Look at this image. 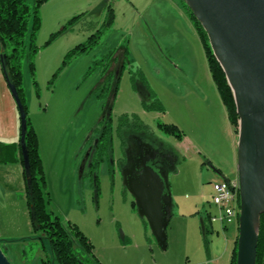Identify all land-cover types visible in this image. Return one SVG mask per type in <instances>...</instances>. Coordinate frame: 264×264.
Instances as JSON below:
<instances>
[{
	"label": "rangeland",
	"instance_id": "374dc122",
	"mask_svg": "<svg viewBox=\"0 0 264 264\" xmlns=\"http://www.w3.org/2000/svg\"><path fill=\"white\" fill-rule=\"evenodd\" d=\"M34 1L27 0V3L33 6ZM145 3L146 0H47L40 5V27L34 41L38 48L33 57L34 77L29 72L28 60L22 61L26 104L29 118L39 130L45 154L48 158L52 157L49 162L60 166L59 176L53 184L54 193L46 179L47 193L51 197L47 209L64 226L71 224L79 228L92 244V255L98 263L195 264L199 257L187 255L184 249L185 241L191 238L194 240L190 235L186 236L185 228L191 218L188 215L194 214L197 218L206 215L208 209L217 212L214 207L207 206L212 196V177L216 173L206 158L202 157L203 161L199 163L186 149L180 154L175 149L186 135L197 131L191 127L196 126L194 129L203 132L205 123L202 118L207 115L216 118L218 109L210 86L202 74L200 60L196 62L188 57L190 55L186 57L182 53L188 38L186 42L180 41L184 48L182 45L175 48L194 67L190 80L181 78L180 84L184 91L180 96L167 90L165 84L158 83L157 78L154 81L150 73L145 74L140 68L148 86L162 104L163 113L155 109L144 110L141 95L145 91L140 83L137 84L139 90L134 89L133 71L129 65L125 66L120 76L116 98L112 101L117 80L113 73L116 66L123 62L126 48L133 68L138 67L135 63L138 61L151 70L150 63H156L164 55L169 57L172 51L168 46L169 40L177 38L176 34L169 31L172 27L179 29V26L172 22L169 15L164 13L160 18L156 11L151 17L152 11L151 14L143 11ZM107 5L112 6L115 19L112 26L105 29L103 25ZM79 15H82L81 18L69 25V21ZM163 27L169 33L161 32ZM95 34H100L98 45L70 59L64 67L67 54ZM199 40L207 61L204 45ZM6 51L10 53L11 49L7 48ZM111 53L113 55L106 67L107 57ZM208 70L210 72L209 65ZM210 78L214 82L211 72ZM34 81L37 86L33 84ZM110 109L114 125L123 116L137 115L148 127L139 136L148 142L152 140L160 144L162 150L174 155L177 161L175 163L179 168L174 170L175 163L172 165L171 162L172 166L167 164L168 169H165L173 202L181 207L178 211L175 209L167 228L166 249L158 243L150 227L134 210V197L126 189L121 173L109 159L98 167L99 191L96 194L94 176L88 164L96 135L94 129L99 126L103 113ZM225 111L230 124L235 128L227 108ZM213 123L216 124L215 131H218L217 120H213ZM158 124L174 125L183 134V138L180 140L164 134L158 129ZM131 134L127 133L129 136ZM118 147V140L115 139L116 161L120 154ZM76 156L77 161L73 164ZM113 166L115 171H112ZM70 172H73L71 178ZM19 220L20 216L15 210H7L5 217L0 216V231L4 233L1 235L0 232V246L11 264H41V259L51 256L49 242L29 240L34 237V232L27 234ZM192 247L195 248V245ZM204 250L207 253L205 244ZM78 251L81 252L79 247Z\"/></svg>",
	"mask_w": 264,
	"mask_h": 264
},
{
	"label": "water",
	"instance_id": "95a60500",
	"mask_svg": "<svg viewBox=\"0 0 264 264\" xmlns=\"http://www.w3.org/2000/svg\"><path fill=\"white\" fill-rule=\"evenodd\" d=\"M184 1L207 32L213 54L226 74L235 99L239 115L241 208L236 264H256L260 222L264 214V0ZM8 86L20 114V145L27 186L30 187L25 148L26 112L15 87ZM148 162L149 159L143 160L136 168L132 167L136 173L128 179L123 173V183L134 197L138 215L148 222L156 240L166 249L167 206L172 208L173 199L167 174ZM31 211L34 216L33 206ZM0 264H11L1 248Z\"/></svg>",
	"mask_w": 264,
	"mask_h": 264
},
{
	"label": "trees",
	"instance_id": "16d2710c",
	"mask_svg": "<svg viewBox=\"0 0 264 264\" xmlns=\"http://www.w3.org/2000/svg\"><path fill=\"white\" fill-rule=\"evenodd\" d=\"M46 1L47 0H35L33 6H29L27 0H0V65L4 72L7 84H11L15 87L26 112L25 148L28 155L29 171L31 176L30 187L27 186L25 170L24 178L27 188L28 206L30 209L34 232V237L29 238V240H48L51 256L47 255L46 258L41 261V264H100L92 255V244L79 230V228L76 225L71 224L64 226L59 218H53L52 214L47 209V205L50 202V197L47 193L46 175L44 172L42 156L40 154L38 136L33 123L29 118V111L27 108L25 91L23 88L22 73V61L27 59L31 77H34L35 75L33 57L38 52V48L35 46L34 41L36 32L40 27L39 7ZM178 1L195 27L204 45L213 80L216 84L220 97L228 110L230 121L238 132L239 115L237 113L233 92L228 84L225 72L213 54L207 32L194 16L193 12L187 6L185 1ZM81 16L82 15L72 18L69 21V25H73L81 18ZM114 19V10L111 5H107V16L104 21L103 28H110L114 23ZM99 38L100 34H95L91 36L86 43L79 44L76 48L70 51L64 61V67L67 65V63H69L70 59L78 55L85 54L96 47L99 43ZM7 48L11 49L10 53H7ZM112 55L113 53L107 57L108 62L106 63V67L109 65ZM122 58L123 62L120 65H114L116 66V68L114 67L116 71L113 73V75L117 76V80L112 94V101H114L116 98L120 76L124 71L125 66L129 65L133 71L132 81L134 83V89L139 90L137 84L139 85L140 83L145 91L143 92V95H141L144 110L149 111L155 109L157 112L163 113L164 108L159 102L157 96L148 86L142 70L139 67H132L133 62L129 59V50L127 48L125 49L124 57ZM106 71L107 68L104 72ZM33 84L37 86L35 81ZM105 89L108 88L106 87ZM98 125L99 126L94 129V132L97 135V137L95 135L96 144L89 163L90 173L94 176L97 195L99 191L97 170L100 164L106 159L111 160L113 164L114 159L112 152L114 139L117 138L120 140L122 152H124L126 145L124 135L127 134L128 131L135 130L134 133H137L141 130H148L147 125H145L141 119L134 114L132 116H123L119 118L117 124L114 125L111 109L109 112L103 113ZM158 129L168 136H175L180 140L183 138V134L174 125L158 124ZM3 148L6 149L5 153L8 154L7 157H5L1 152ZM16 148L20 150L19 157L14 156V153H16ZM16 161L21 163L24 168L21 145L14 146L2 144L0 142V164ZM213 169L218 172V170L215 168ZM112 171H115V168ZM168 186L170 188L169 182ZM32 206L34 216L31 214ZM132 206L134 210L137 211L135 202L132 203ZM167 210L169 226L170 220L174 214L171 212V207L167 206ZM206 220H208V217L205 216L203 219L205 236L210 232L206 226ZM143 221L145 222L146 226L149 227L148 222L145 219H143ZM204 242L207 251V238H205ZM78 247L81 249V252L78 251ZM236 259L237 243L233 251L230 264H236ZM256 264H264V214H262L260 222Z\"/></svg>",
	"mask_w": 264,
	"mask_h": 264
},
{
	"label": "crops",
	"instance_id": "0c3cea01",
	"mask_svg": "<svg viewBox=\"0 0 264 264\" xmlns=\"http://www.w3.org/2000/svg\"><path fill=\"white\" fill-rule=\"evenodd\" d=\"M179 4L178 0H146V3L143 6L144 13L148 12L151 14L152 11L153 15L151 17H153L157 11V16L160 18L163 17L164 13H167L172 22L179 26V29L172 27L169 31L170 33L177 35L175 40L172 38L169 40L168 46L172 49V51L169 52V57L164 55L159 58L156 63H150L151 70L148 69L147 65L133 60L136 61L135 63L137 66L141 68L145 74L146 72L150 73L154 81H156L157 78L158 83H161L162 85L165 84L167 90L173 91L176 96H180L184 91L180 84L181 78L183 80H190L192 72H194V67H191L190 65L191 62L188 61L182 53H185L186 57L190 55L188 57L196 62L198 59L200 60L202 74L207 85L210 86L211 93L217 104L218 114L216 118H211L208 115L202 118L205 123L203 132H201L200 129H194L196 126L191 127V129L197 131L186 135L185 139L177 145L175 151L180 154L184 153L183 149H186V151L191 153V156L195 157L199 163L203 161L202 157L206 158L210 166L218 170V172L215 171L216 176L212 177V180H214L212 183L218 182L220 179L239 181L238 133L230 124L227 118V112L225 111L226 108L223 105L214 82L210 78L208 63L203 56L198 33ZM160 30L161 32L169 33L164 27ZM183 35L185 36V39ZM187 38V46L184 48V45L181 42H186ZM177 45L183 46L184 51L182 53L175 50ZM192 56H194V58ZM152 84L156 88L154 82H152ZM192 116L195 117L194 115ZM213 120H217L218 131H215L216 124L213 123ZM34 126L40 142V153L43 160L46 179L48 181V187L51 192L54 193L55 187L53 184L56 182V177L59 176L60 166L59 164L58 166H54L49 162V159L51 161L52 157L48 158V156H46L39 130L35 124ZM198 127L201 128L199 125ZM210 129H213L214 131L211 132L209 131ZM20 141V114L0 65V142L2 144L20 146ZM150 142L153 145L157 144L153 141ZM157 145L160 147V144ZM5 150L6 149L3 148L1 152L7 157L8 154L5 153ZM15 152L14 156L19 157L20 150L16 148ZM169 155L172 157L174 163L177 162L174 155L170 153ZM76 158L77 156L75 157L73 164L77 161ZM177 167L178 164H176L173 169L176 170ZM69 175L71 178L73 172H70ZM176 208L177 211L178 209H181L180 206L173 202L171 208L173 214ZM7 210L17 211L20 216L19 223L21 224V228H25L27 234H33L30 209L28 206L27 188L24 178V168L23 165L17 161L0 164V216L2 218L5 217V212H7ZM188 217L190 220L187 221V227L185 228L186 236L190 235L194 240L191 238V240L185 241L184 249L187 255L193 254V257H199V260L195 264H230L238 237L237 224L236 226H234L235 224H231L226 227H223L220 224L213 226V224H210L209 221L206 220V226L210 230V233L205 236L203 230V219L205 218V215H199L196 218V215L190 214ZM0 232L1 235L4 234L3 231ZM209 235H211V237H209ZM205 238L209 239L207 253H205L204 250ZM194 245L195 248L192 247ZM0 248L2 249L1 246ZM42 260L43 259H41V261Z\"/></svg>",
	"mask_w": 264,
	"mask_h": 264
},
{
	"label": "flooded vegetation",
	"instance_id": "af4514ba",
	"mask_svg": "<svg viewBox=\"0 0 264 264\" xmlns=\"http://www.w3.org/2000/svg\"><path fill=\"white\" fill-rule=\"evenodd\" d=\"M134 131L135 130L128 131L132 133L130 136L127 134L124 135V138L126 141L124 152H122L120 140L115 138L118 140V143H119L118 151L120 153L119 156H117V161L114 158L116 154V150L113 146V152H112V156L114 159L113 164L116 166L118 171L121 173L122 181H123V173L127 175V179L130 178L131 177L130 175H134L136 173L133 168H136L137 166H139L143 160H148V159H149L148 165L153 166L155 169L158 166L160 167V169H162V172L165 173V169H168L166 165L167 164H169L170 166L173 165L172 157L169 155L167 151L162 150V148L159 147L157 144L153 145L151 142H148L147 140H145V138H143L142 136H139L141 134L140 132L143 130L138 131L137 133H134ZM96 137L94 139L92 154L94 152V147L96 144ZM154 151H157V153L156 154L153 153ZM92 154L90 156V159L92 157ZM120 162H122V166H120ZM171 162H172V165H171ZM156 170L159 171V169H156Z\"/></svg>",
	"mask_w": 264,
	"mask_h": 264
},
{
	"label": "built area",
	"instance_id": "2783aa9c",
	"mask_svg": "<svg viewBox=\"0 0 264 264\" xmlns=\"http://www.w3.org/2000/svg\"><path fill=\"white\" fill-rule=\"evenodd\" d=\"M212 196L208 205L214 207L217 212L206 211V217L210 224H220L226 227L237 224L240 216V184L236 180L221 179L212 183ZM210 208V207H209Z\"/></svg>",
	"mask_w": 264,
	"mask_h": 264
}]
</instances>
